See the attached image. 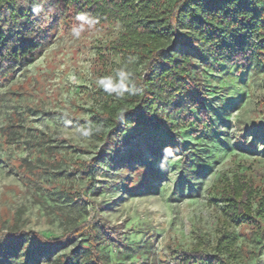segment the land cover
Wrapping results in <instances>:
<instances>
[{
	"label": "rangeland",
	"instance_id": "rangeland-1",
	"mask_svg": "<svg viewBox=\"0 0 264 264\" xmlns=\"http://www.w3.org/2000/svg\"><path fill=\"white\" fill-rule=\"evenodd\" d=\"M44 20L51 30L43 52L0 78V231L58 238L97 220L107 228L111 264H178L179 252L200 239L204 251H213L226 226L220 193L241 179L255 191L254 213L247 224L225 227L236 237L233 263L264 264V217L257 205L264 200V68L252 61L239 69L224 58L220 68L206 70L216 133L201 141L209 165L195 176L180 170L177 154L147 151L148 143L155 150L163 144L162 133L114 152L89 122L99 108L96 90L122 62L111 50L121 23L77 32L62 10ZM146 169L152 177L142 186L135 174ZM65 251L55 250L52 258Z\"/></svg>",
	"mask_w": 264,
	"mask_h": 264
},
{
	"label": "trees",
	"instance_id": "trees-1",
	"mask_svg": "<svg viewBox=\"0 0 264 264\" xmlns=\"http://www.w3.org/2000/svg\"><path fill=\"white\" fill-rule=\"evenodd\" d=\"M59 10L77 32L110 22L123 27L111 46L122 62L96 90L99 108L92 109L89 120L100 128L104 147L117 152L136 138L159 132L165 141L156 150L146 144L149 153L177 154L181 171L202 174L209 161L201 141L216 133L207 109L205 72L220 68L224 58H232L239 69L252 61L264 68V0H0V78L39 57L51 30L44 17ZM183 48L192 55L182 53ZM186 135L196 142L189 143ZM135 176L143 177L142 186L152 177L149 169L137 170ZM239 180L220 193L226 226L247 224L254 213L255 191ZM257 205L264 217V200ZM225 227L212 252L204 251L200 239L191 250L179 252L178 264H234L236 237ZM105 229L96 220L58 238L0 231V264H111ZM58 249L67 251L52 258Z\"/></svg>",
	"mask_w": 264,
	"mask_h": 264
},
{
	"label": "clouds",
	"instance_id": "clouds-1",
	"mask_svg": "<svg viewBox=\"0 0 264 264\" xmlns=\"http://www.w3.org/2000/svg\"><path fill=\"white\" fill-rule=\"evenodd\" d=\"M121 77H123V73H121ZM108 87L112 88V90H116L115 87L108 85Z\"/></svg>",
	"mask_w": 264,
	"mask_h": 264
}]
</instances>
